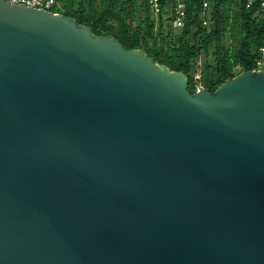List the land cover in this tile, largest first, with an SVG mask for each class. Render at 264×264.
<instances>
[{"label": "water", "instance_id": "1", "mask_svg": "<svg viewBox=\"0 0 264 264\" xmlns=\"http://www.w3.org/2000/svg\"><path fill=\"white\" fill-rule=\"evenodd\" d=\"M187 89L0 0V264H264V69Z\"/></svg>", "mask_w": 264, "mask_h": 264}, {"label": "trees", "instance_id": "2", "mask_svg": "<svg viewBox=\"0 0 264 264\" xmlns=\"http://www.w3.org/2000/svg\"><path fill=\"white\" fill-rule=\"evenodd\" d=\"M58 12L115 38L125 49H138L156 63L184 74L188 91L196 86L213 92L241 72L256 69L264 38L260 1L55 0ZM207 1V8L202 3ZM183 5L182 26L175 27L174 9Z\"/></svg>", "mask_w": 264, "mask_h": 264}, {"label": "built area", "instance_id": "3", "mask_svg": "<svg viewBox=\"0 0 264 264\" xmlns=\"http://www.w3.org/2000/svg\"><path fill=\"white\" fill-rule=\"evenodd\" d=\"M3 1L9 2L10 5H15V6L23 5L25 7H29V8L36 9V10L43 9V11H46V12L60 14L58 12L60 7L58 6L55 0H3ZM245 1H246L247 6H249L254 0H245ZM259 1H260L259 2L260 11L264 19V0H259ZM147 3L153 10L156 9L157 0H147ZM207 5H208L207 1H203L202 3L203 9L207 8ZM174 11H175V18L173 20V25L175 27H181L182 26L181 17L183 16V12H182L183 5L179 3L174 9ZM258 52L260 54V57L255 62V65H256L255 71L264 69V38L258 49ZM200 89H202L200 85L196 86L194 92L199 91Z\"/></svg>", "mask_w": 264, "mask_h": 264}]
</instances>
